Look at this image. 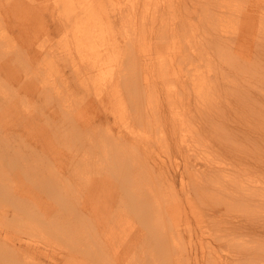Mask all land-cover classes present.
Returning a JSON list of instances; mask_svg holds the SVG:
<instances>
[{"label":"rangeland","instance_id":"obj_1","mask_svg":"<svg viewBox=\"0 0 264 264\" xmlns=\"http://www.w3.org/2000/svg\"><path fill=\"white\" fill-rule=\"evenodd\" d=\"M39 1L43 2L45 0ZM118 1L122 4L127 2V0ZM165 1L169 0H160L162 5ZM172 1L176 3V6L180 3L183 5L192 4L190 0ZM235 1L244 4L246 9L245 14L238 11L236 12L240 17L244 18L241 21L243 27L237 31L228 28L222 29L218 24L208 23L201 19L200 16L203 15V10H206V7L205 5L197 4L198 9H190L195 12L192 14L194 18L192 16L190 19H182V17H180L174 24L170 23L168 27H161L163 20H159L155 29L161 28L163 32L159 33L160 38L153 37L152 43L149 40V33L151 31H148L145 36L136 34L130 35L132 29L130 26L127 28L129 31L123 34L118 33L121 29L120 26L124 22L120 21V19L110 17V22H114L116 28L115 35L112 38H117L123 45L128 44L130 46L126 52L127 55L122 54L128 72L134 71L137 62L138 66H140L143 78L147 76L149 80L147 83L148 87L139 88L136 84H128L127 80L129 77L125 79L124 72L121 74L117 72L113 73L101 87L94 88L92 92L86 94L87 99L91 100L95 105V107H93L91 103L87 102L86 106L88 111L86 112V116L91 118L92 125L96 126L97 132H100L104 125L108 123L113 131L118 133V136H125L127 131H130L129 127L134 124L131 118L132 111L136 107L146 106L139 92L141 91L148 96V94L152 92L153 86L159 88L160 91L166 86L157 69V65L163 58L173 60L175 75L171 70L170 79L172 81H177L180 77H182L183 80L187 79L188 71L191 68L189 63L190 50L188 48L191 27L188 20L193 23L194 29L197 34H199L198 44L193 45L192 52L198 55L200 63L201 61L204 62L205 58H209L214 63H220L217 56V49L219 47L213 46L214 43L208 46L207 41L213 40L214 36L218 33H223L225 42H232L234 44L233 51L237 52L238 64L232 66L225 65L224 73L220 77L219 87L227 96L223 97V105L221 108H218L217 111L204 118V120L202 119L203 129L199 132V141L196 143H199L204 149L199 147L201 152H196L195 154L192 153L194 151H190L187 146L182 145L181 148L177 147L173 139L179 136L181 128L174 123L171 117L173 111L166 105V109L162 107V116L157 117L159 124L154 126V131H157L160 136L164 135V138L155 139L153 142L154 146L150 148L152 151L151 160L155 161L157 166H162L163 172L161 175L166 172L176 179L177 187L174 193L163 198L168 205L173 206L176 203L181 204L187 201V199H194V204L197 207V214L200 220V227L203 231V234L195 237L196 242L203 246L197 253L200 260L206 259L207 255H210L208 250L211 249L213 253L220 255L222 259L227 260L229 264H247L242 258L249 254L263 255L259 248L264 247V233L261 229V231H259V236H256V233L250 232L247 229L243 232L238 231L239 226H257L256 224L264 219V203L259 199L260 197L264 199V122L259 121V116L255 114V111L249 108L242 100L236 98L234 94L237 91L236 87L239 86L252 98L253 104L256 101L260 105H264V25H262L264 23V0ZM223 8L226 9L225 7ZM163 9L164 8H162V10ZM181 9L184 10V6H182ZM212 10L214 11V9ZM6 15L5 4H0V18L5 20ZM166 17L168 18V16ZM30 18L33 21L30 22ZM26 20H29L26 21L29 22V24L25 31L19 30L25 27H18L17 23H11L12 19L5 20L4 23L1 21L0 25L3 26L4 24V27L7 28L5 33L1 34L2 28L0 27V37H2L3 40V42L0 43V61L2 62L8 60V55L4 56L2 53L3 48H7L10 52H15L19 43L23 44L25 40V42L29 44V38L37 37V44L35 47L32 48L29 45L24 47L21 53L22 56L20 55L19 73L27 75L29 78L21 82L15 81L14 79L9 80V82L5 80V75H3L4 78H0L3 82L2 87L4 88V91H0V170H6L4 174L8 178V180L5 181L6 184H2L3 188H0V254L13 251V246L7 239L9 236H19L23 238L28 236L36 242L42 243L40 244L42 247L44 246L43 244H46L45 242L52 243L51 240L55 242L53 246L50 244L49 246L45 245L46 249H43L44 251H48L47 254H50L52 251L50 256L47 255L46 252L44 254L43 250H41L43 251L40 252L41 254L39 251H35L34 262L38 260L40 264H53L55 258H53L54 262L51 260L54 256L57 257V260L55 259L57 262L54 264H72L70 262L71 260H76L78 264H95L96 262L94 263V261L96 259H98L96 261L100 260V264H111L112 258H119L115 260V263L118 261V264H147L145 262H148V264H174L176 261V264H194V260L187 259L184 248V246L189 243V238L186 235L179 236L180 249L177 251V247L174 249V243L169 242L166 236L171 229L173 221L177 218H182L184 221L183 233L187 220L192 226V230L189 232L194 233L198 225L195 226L197 220L196 216L193 215V208L190 206L184 208L185 212L182 211L181 213L179 212L180 209H178L179 216L177 218H175L172 213L169 216L165 215L166 211L161 210L160 220L154 219L148 226H145L146 221L143 216L139 214L140 212H133L129 195L136 196L141 190L138 189L139 185H137L136 189L131 190L128 189L127 186L136 185L137 179L140 177L138 170L124 175L123 177L120 173L121 165L117 162H120L121 157L119 158L116 154H122L123 148L128 146L124 142L121 143L122 146L114 142L112 145L110 144V151L107 155L102 153L100 148L95 147L92 152L96 153L94 158L97 159L98 162L94 165H92L93 162L90 163L91 161L89 162L90 164L88 163V165H92V170L88 173L89 176H103L106 179V187L108 188L103 190V193L106 195L103 197L110 201V203L111 201L115 202L118 198L119 201L115 202L116 208L121 209V206L124 204L127 209L126 213H129L131 219L134 220L138 227L140 226L139 229L141 230H136V232L133 230L131 238H118V241L122 243L121 248H117L121 245L118 246L115 242L113 245L108 244L106 250L102 249V244L105 245L108 242L105 235L104 237H100L102 234L100 230H97V223H100L99 217H96V223L94 221L92 223L90 221L91 219L85 218L83 214L81 215L84 219H80L78 222L74 221L70 216L69 219H72L75 228L77 227L76 232L74 230L75 228H71L65 224L60 230L56 231L55 228H53L51 234L45 232L43 228H40V231L38 228H33L32 231L28 233L24 226L27 224V217L14 224L15 219L13 217V212L16 207L15 205H9L12 199L16 200L12 188L15 189L16 187L17 191H21L23 188L27 187V183L33 185L34 188L37 184L35 180H32V182L28 181L30 178L28 177V172L26 173L27 176H23L21 171H11L10 167L15 164L19 153L24 157L22 165L24 164V166L27 167L29 163L27 161L24 162V160L29 158L30 149L33 147L26 146L31 140H28L30 124L21 119L17 120L18 118L11 119L9 123V116L2 119L1 113H4L8 109H12L13 104H17L18 112L27 111V109H29V112L36 117L35 125L46 126L47 129H52V131L58 135L59 140L54 144L55 150L53 152H51L48 147L52 145L53 141L45 140V143H43L34 139L31 140V142H36L37 146L39 145L44 149L40 162L35 163L36 169L40 173L44 172L49 182L52 183L50 187L56 191L63 192V188L69 184L75 176H79V174L75 172V176L70 175L71 169L75 165L76 168H78L81 158L85 157L82 151L85 150V147H82L80 142L75 146H73L70 141L63 142L65 134L62 132L63 128L61 122L64 112H62L61 106L63 104L60 98L65 95V92L62 85L54 83L52 74L46 71L43 65H39L40 62L33 59V55L36 54L37 48L40 49V44L44 45L46 48L43 54L47 56L49 55L50 47L57 50L59 49L60 52H58L55 59L59 61L60 68L64 72L69 73L70 65L68 61L61 60V55L65 56L67 53L65 51L66 47L64 44L61 46V44L58 45L57 43L65 38L67 30L63 29V31L58 33L50 31L54 21H51L47 15H44V18L38 17L34 19L28 15ZM8 23L12 24L15 30H12L7 25ZM139 23L141 24V22ZM238 26L241 27V25ZM12 33L13 36L11 37ZM138 39H140V41ZM156 40H159V42H156ZM202 40L205 42V48L201 46ZM165 41L167 42L166 44ZM148 42L152 47L146 45ZM182 50L185 51L186 56L181 55ZM24 53L28 55L27 58ZM165 55L167 57H164ZM29 59H32V62H30ZM133 61H135L134 66L132 65ZM46 62L49 63L47 58ZM67 64L69 66H67ZM246 64H251L252 69L248 70ZM38 72H41L40 77H37ZM133 74L134 73L127 74V76ZM244 75H246V77H244ZM73 78L74 75H71L70 81L73 82L71 85H74L76 82L73 81ZM41 79L44 80L41 91L34 94V83H36V80ZM25 82H33L30 84V86H33L29 89L30 91L24 89L26 86L22 83ZM186 87H188V89L186 88V92L188 93V79ZM78 91L75 98L82 100L84 98V91L81 87L80 89L78 88ZM34 95L37 101L34 100ZM162 97L164 99L163 94ZM181 101L186 103V105L176 107L175 110H179L180 113H187L190 111V108L192 110L194 109L195 101L193 99H184ZM64 105H66V108H69L70 111H75L71 99ZM118 110L122 114L121 117L117 116ZM56 111L59 114L58 118H55L57 114H55ZM194 113L192 118L195 120V123L199 125L196 117L198 109L196 110L195 108ZM6 114L8 113L6 112ZM6 119H8L7 123L4 122ZM79 122L82 125L81 118ZM215 126L220 128L218 133L216 129H214ZM25 127H28L29 131H25ZM9 128L11 129L9 130ZM80 133L82 134V132ZM167 142L171 143V148L168 151L165 149ZM128 144H130V142ZM73 149H76L77 152ZM144 149L146 148L144 147ZM184 150L188 151V154L185 156L183 153ZM63 154L65 156H63ZM111 154L113 155L111 156ZM186 156H189L191 161L196 163V167L199 168V172H197L193 178L189 175L187 166L184 163ZM205 157L206 159L214 158L219 162L222 161L225 165L227 164L233 167L235 174H238L237 181H242L244 187L241 188L236 185L230 186L226 181L220 180L218 176L223 173L219 170L216 171L218 175L214 178L207 181L203 180L198 183L196 177L200 178L201 171L206 167ZM31 158L34 159V156ZM73 161L74 165H72ZM65 163L68 165H66L68 170L64 172ZM177 163L179 166L175 169ZM96 166L99 172L95 171ZM154 168L155 165L153 166V169ZM161 175L160 179L162 180L164 177ZM21 180L25 181V183L22 184ZM249 183L252 187H247ZM116 186H123L124 193L116 195L113 198L109 196V193L110 189L113 191L117 190ZM220 187H225L228 190L223 192ZM46 189L47 185L45 188L42 187V190ZM254 190H258V193H255L256 195L253 197L252 194ZM76 191L78 190L75 189V192ZM66 193L68 194V191H66ZM125 196L128 197L124 198ZM68 197L67 200H69ZM141 197L143 196H138L135 199ZM72 201H74L73 198ZM152 201L159 203V201L156 200ZM135 204L139 205L138 203ZM94 207L100 210L103 209L107 211L108 214L111 212V205H97ZM163 208H166V206ZM12 209L13 211H11ZM156 210L157 207H153L154 217L159 214ZM94 213L97 212L94 210ZM234 226H237V230L234 229ZM102 228L101 226V229ZM58 233L65 234L64 240ZM152 236H156L157 239L149 240L150 243H147L148 239H151ZM253 236L257 238V241ZM202 237L203 240L199 239ZM236 238H238V241L234 240ZM120 239L124 240L121 241ZM15 242L18 248V250L15 249V251L19 254L21 253L19 241L15 240ZM169 243L170 246L168 247ZM172 245H174L173 251L171 250ZM47 247L51 248L48 249ZM150 247L153 248L149 251ZM255 249L257 254L253 252ZM54 251H56V253ZM31 252L32 251H30V253ZM178 252L182 253V256ZM36 253H38V255ZM90 255L92 256L91 258ZM48 256L49 258L46 259ZM138 256L140 259H138ZM145 256H147V259ZM7 257L8 256H5L3 259ZM150 257L153 260H148ZM154 259H156V261ZM109 260L110 262L107 263ZM187 260L189 262H187ZM99 262L96 264H99Z\"/></svg>","mask_w":264,"mask_h":264},{"label":"bare ground","instance_id":"obj_2","mask_svg":"<svg viewBox=\"0 0 264 264\" xmlns=\"http://www.w3.org/2000/svg\"><path fill=\"white\" fill-rule=\"evenodd\" d=\"M190 1L192 3L191 5H183L180 3L178 6H176V3H174L172 0L165 1L163 5L161 4L160 0H127V2L123 4L118 0H45L43 2H40L39 0H0V4H5L6 6L7 15L5 20L12 19L11 23H17L18 27H25L24 29H19L20 31H25L27 29L29 22L26 21H33L31 18L26 20L28 15L33 19L38 17L44 18V15H47L51 21H54L52 24L53 27L50 28V31H53L54 33L63 31V29L67 30L65 38L58 41L57 43L58 45L61 44V46L64 44L66 47L65 51L67 53L65 56L61 55V60L66 62L68 61L70 65L69 73L64 72L60 68L59 61L55 59L58 52H60L59 49L57 50L50 47L49 55L47 56L43 54L46 48L44 45L40 44V49L37 48L36 54L33 55V59H35L37 62H40L39 65H43V68L52 74V80L54 83L57 85H62V88L64 89L65 95L61 96L60 98L63 104L61 106L62 112H64L61 122V126L63 128L62 132L65 134V139H63V142L70 141L73 146L80 142L82 147H85V150H82L85 154V157L81 158L79 167L76 168L75 165L71 169L70 175L75 176V172L76 174H79V176H75V178L63 188V192H58L50 187L52 183L49 182V179L47 176H45L44 172L40 173L37 171L35 163L40 162L44 149L39 145L37 146L36 142H31L32 139L43 143H45V140L53 141L52 145L48 146L51 152H53L55 150L54 144L59 140L58 135L54 133L52 129H47L46 126L35 125L36 117H34L33 114L29 112V109H27V111L18 112L17 104H13L12 109H8L4 113H1L2 119L9 116V123L11 119L18 118L17 120L21 119L30 124L28 140H31L28 142V144H25L26 146L28 145V147H33L30 149L29 158L24 160V162L27 161L29 163L27 167H25L24 164L22 165L24 157L20 153L18 154L15 164L10 167L11 171H21L23 176H27L26 173L28 172V177H30L28 181L32 182V180H35L37 184L34 188L33 185H29L27 183V187L23 188L21 191H17L16 187L15 189L12 188L16 200L12 199L11 204L9 205H15L16 207L15 211L13 212V217L15 219L14 224L27 217V224L24 225L25 230H27L26 232L30 233L33 228H38L39 231L40 228H43L45 232L51 234L53 228H55L57 231L62 229L65 224L71 228H75L73 220L76 222H78L80 219L83 220L84 218L81 214H83L85 218L87 217L91 219L90 221L92 223L93 221L96 223V217H99L100 223H97V230H100L102 234L100 237H104L105 235V238L108 242L105 245L101 243L103 245H101L103 247L102 249L106 250L108 244L113 245L115 242L118 244V246L121 245L117 248H121L122 243L118 241V238H131L133 230L135 232L136 230H141L139 229L140 226L138 227L134 220L131 219L129 213H126L127 209L124 204L121 206V209L116 208L115 202L119 201L118 198L115 200V202L111 201L110 203V201L103 197L106 196L103 193V190L108 188L106 187V179L103 176H89L88 173L92 170L91 166L98 162V160L94 158L96 153L92 152L95 147L100 148V151L107 155L110 151V144L112 145L114 142L117 145L122 146L121 143L124 142L128 146L123 148L122 154H116L119 156V158L121 157L120 162L117 163L121 165L120 173L122 174V177L138 170L140 178L137 179L136 185L127 187L131 190L136 189L137 185H139L138 189L141 190V192L136 196L129 195V199H131V207L133 212H140L139 214H141L146 221L145 226L150 225L154 219L160 220L161 210L166 211L165 215L169 216L172 213L174 217L177 218L179 216L178 209H180L179 212L181 213L182 211L185 212L184 208H188L190 206L193 208V215L196 216L197 222H195V226L198 225V227L194 233L189 232L192 230V226L187 220L183 233V219L177 218L174 220L170 231L166 234L168 237L167 240L174 243L175 245V247L172 245V249L171 247L170 249L173 251L177 247V251H179V236L186 235L189 238V243L184 246L187 259L194 260V264H229L228 261L223 260L220 255L213 253L211 249L208 250L210 255L208 254L206 259L201 261L197 256L198 251L200 248H203V246L196 242L195 237L203 234V231L200 227V220L197 214V207L194 204V199L190 198L181 204L176 203L173 206L168 205V203L163 198L174 193L177 187L176 179L172 177V175H168L166 172L161 175L163 172L162 166H157V163L151 160L152 151L150 148H153V142L155 139L164 138V135L160 136L157 131H154V126L159 124L157 117L162 116V107L166 109L167 105L173 111L171 117L173 118L174 123L179 128H181L179 136L173 139L177 147L181 148L182 145L187 146L189 150H193L194 152L192 153L195 154L196 152H201L199 147L204 149L203 146H200L199 143H196L199 141L198 134L203 129L202 119L204 120V118L217 111L218 108H221L223 105V97L227 96L220 89L219 82L221 80L220 77L224 73L225 65L232 66L238 64V55L236 54L237 52L233 51L234 44L232 42H225L223 39V33H218L214 36L213 40L207 41V45L211 46L214 43L213 46L219 47L217 49V56L220 63H214L209 58H205V63L203 61L200 63L198 55H195V53L192 52L193 45L198 44L199 34H197L196 30L194 29L193 23L188 20V23L191 27L189 36L190 39H188V48L190 50L189 63L191 66L187 77L189 80L188 93L186 92V88L188 89V87H186L187 79L183 80V78L180 77L177 79V81H172L170 79L171 70L175 75V66L173 64V60L163 58V60L157 65V69L159 70L162 81L166 86L162 91H160L156 86H153L152 92H150L148 96L141 91L139 92L146 106L136 107L132 111L131 118L133 119L134 124L129 127L130 131H127L125 136H118V133L114 132L108 123L104 125L100 132H97L96 126L92 125L91 118L86 116V112L88 111L86 106L87 102L91 103V105L95 107L94 103L87 99L86 94L92 92L94 88L101 87V85L104 84V82L110 78L113 73L117 72L121 74L124 72L125 79L129 77L127 80L128 84H136L139 88L148 87L147 83L149 80L147 76L143 78L142 72L140 71V66H138L137 62L134 71L128 72L126 62L122 56L127 55L126 52L130 46L128 44L123 45L119 40H117V38H112L115 35L116 28L114 26L115 23L110 22V17L120 19V21L124 22L120 26L122 30L120 29L118 33L123 34L124 32L129 31L127 28L130 26L132 28L130 35L136 34L145 36L148 31H151L149 33V40L151 43L153 41V37L160 38L159 33L163 32L161 28L155 29L159 20H163L161 27H168L170 23L174 24V22L180 17H182V19H190L192 14L195 13L190 9H198L197 4L205 5L206 10H203V15L200 16V18L206 22L218 24L222 27V29L228 28L234 31H237L243 27L241 21L244 18L240 17L239 14L236 13L238 11L245 14V5L240 2L235 0ZM182 6H184V10L181 9ZM162 8L164 9L162 10ZM212 9H214V11ZM166 16H168V18ZM192 17L194 18V16ZM5 20L0 18V25L1 21L4 23ZM139 22H141V24ZM7 25L12 30H15L12 24L8 23ZM238 25H241V27ZM262 25H264V23ZM0 27L2 28H0L1 34L5 33L7 28L4 27V24ZM12 36L13 33L11 34V37ZM0 40V43H2V37H0ZM138 40L140 41V39ZM156 42H159V40H156ZM166 43L167 42L165 41V44ZM36 44L37 37L35 36L33 38H29V44L26 43L25 40L23 44L19 43L15 52H10L7 48H3L2 53L4 56L8 55V60L6 62L0 61V78L5 75V80L9 81L14 79L15 81L17 80L19 82L29 78L27 75L19 73L20 55L24 47L29 45L33 48ZM146 45L148 47H152L149 42ZM201 46L205 48L204 40H202ZM24 54L27 58L28 55L26 53ZM181 55L186 56L184 50H182ZM164 57L167 56L165 55ZM46 58L49 60V63L46 62ZM29 61L32 62V59H29ZM134 64L135 61H133L132 65L134 66ZM69 65L67 64V66ZM246 67H248V70L252 69L251 64H246ZM40 73L41 72L37 73V77H40ZM131 73L134 74L127 76V74ZM71 75H74L73 81H76L74 85H71L73 83L70 81ZM244 77H246V75H244ZM35 82L34 94L38 91H41V86L43 85L44 80H36ZM31 83L33 82L22 83L24 86H26L24 89L29 90L31 87H33L30 86ZM2 85L3 82L0 79V91H4ZM80 87L84 91V98L82 100L75 98V95L79 92L78 88L80 89ZM236 89L237 91L234 94L235 97L239 100H242L249 108L255 111V114L259 116V121L264 122V105H260L256 101L253 104L252 98L243 91V88L237 86ZM162 94L164 95V99ZM33 98L37 101L35 95ZM70 99L73 102V108L75 111H70V109L66 108V105H64ZM184 99H193L195 101V106L193 110L189 107L190 111L187 113H180V111L175 110V108L186 105V103L181 101ZM195 108L196 110L198 109L196 117L199 125H197L195 120L192 118V116L195 114ZM6 112L8 114H6ZM56 113L57 111L55 114ZM121 115V112L118 110L117 116L121 117ZM58 117L59 114L57 113L55 118ZM80 118L82 119V125L79 122ZM8 119H6L4 122L7 123ZM10 129L11 128H9V130ZM214 129H216L217 133L220 130V128L217 126H215ZM25 131H29V128L25 127ZM80 132H82V134ZM129 142L130 144H128ZM144 147L146 149H144ZM170 148L171 143L167 142L165 149L168 151ZM73 150L77 152L76 149ZM183 153L185 156L188 154V151L184 150ZM112 155L113 154H111V156ZM32 156H34V159L31 158ZM63 156L65 155L63 154ZM89 162H93L91 166L88 165ZM178 163L176 164L175 169L178 168ZM184 163L187 166L189 175L193 178L194 175L199 172V168L196 167L197 164L193 163L189 156H186ZM205 163L206 167L201 171L200 178L196 177V181L198 183L203 180L207 181L214 178L216 175H218L216 174V171L219 170L223 173L218 176L220 180L226 181L230 186L236 185L237 187H244L242 181H237L238 174H235L233 167H230L227 164L225 165L222 161L219 162L214 158L206 159L205 157ZM66 165L67 164L65 163L64 172L68 170ZM72 165H74V161L72 162ZM154 165L155 168L153 169ZM5 171L6 170H0V188H3V185L6 184L5 181L8 180L4 174ZM95 171L99 172L97 166ZM160 175L164 177V179L161 180ZM21 183L24 184L25 181L21 180ZM46 185L47 189L42 190V187L45 188ZM247 187H252V185L249 183ZM116 188L117 190L115 191L110 189L109 196L114 198V196L124 193L123 186H116ZM75 189L78 191L75 192ZM220 189L223 192L228 190L225 187H220ZM66 191H68V194ZM255 193H258V190L253 191V197L256 195ZM138 196L143 197L135 199ZM67 197L69 200H67ZM126 197L128 196H125L124 198ZM72 198L74 201H72ZM259 199L264 203V199L262 197ZM152 200L159 201V203L153 202ZM135 203H138L139 205H136ZM97 205H111V212L108 214V212L103 209L100 210L95 208L94 206ZM165 206L166 208H163ZM153 207H157L156 211L159 213L155 217L153 216ZM13 209L11 211H13ZM94 210L97 213H94ZM70 216L73 220L69 219ZM256 225L257 226L252 225L250 227L239 226L238 231L243 232L245 229H247L250 232L256 233V236H259V231L262 230L264 233V219H262ZM101 226L103 227L102 229ZM76 229L77 227L74 229L75 232ZM234 229L237 230V226H234ZM58 235L64 240L65 234L58 233ZM15 237L9 236L7 238L12 244L14 252L9 251V253L0 254V257H2L0 258V264H40L38 260L37 262L36 260L34 262L35 251H39V253L43 252V249H46L45 245L49 246L50 244L53 246V243H55L53 240H51L52 243L45 242L46 244H43L44 246L42 247L40 245L42 243H38L28 236L26 238L19 236ZM253 237L257 241V238L255 236ZM152 239H157V237L152 236L151 239H148L147 243H150L149 240ZM199 239L203 240V237ZM15 240L19 241V248L21 250V253L19 254H17L15 251V249L18 250ZM120 240L123 241L124 239ZM234 240L238 241V238ZM169 246L170 243L168 247ZM47 248L49 249L51 247ZM152 248L153 247H150L149 251L152 250ZM259 249L263 255L249 254L248 256H244L242 260L247 264H264V247H260ZM30 251L32 252L30 253ZM45 252L46 254L48 253V251H44V254ZM54 252L56 253V251ZM253 252L257 254L256 249ZM36 254L38 255V253ZM50 254L47 255L50 256ZM180 255L182 256V253H180ZM5 256L8 257L3 259ZM49 256L46 257V259L49 258ZM91 257L92 256L90 255V258ZM140 257L138 259H140ZM151 257L148 258V260L152 259ZM53 258L56 259L57 257H52L51 261H53ZM145 258L147 259V256H145ZM55 259L54 261L57 262V259ZM112 259L111 264H118V261L115 263V260L119 258ZM96 260L94 263H98L100 261ZM154 260L156 261V259ZM70 262L72 264H78L76 260H71ZM109 262L110 260L107 263ZM187 262L189 261L187 260ZM145 263L148 264V262ZM176 263L177 261L174 264Z\"/></svg>","mask_w":264,"mask_h":264}]
</instances>
